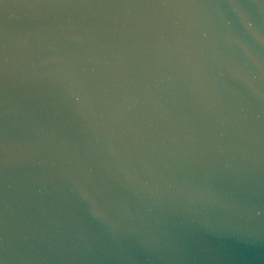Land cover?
<instances>
[{"label": "water", "instance_id": "obj_1", "mask_svg": "<svg viewBox=\"0 0 264 264\" xmlns=\"http://www.w3.org/2000/svg\"><path fill=\"white\" fill-rule=\"evenodd\" d=\"M0 264H264V0H0Z\"/></svg>", "mask_w": 264, "mask_h": 264}]
</instances>
